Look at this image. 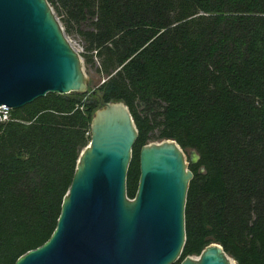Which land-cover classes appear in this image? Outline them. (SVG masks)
Masks as SVG:
<instances>
[{
	"label": "trees",
	"instance_id": "obj_1",
	"mask_svg": "<svg viewBox=\"0 0 264 264\" xmlns=\"http://www.w3.org/2000/svg\"><path fill=\"white\" fill-rule=\"evenodd\" d=\"M104 81L47 93L0 121V264L54 231L94 111L122 101L139 151L173 139L199 159L186 193V256L219 243L236 264H264V0H47ZM202 167V171L199 169Z\"/></svg>",
	"mask_w": 264,
	"mask_h": 264
},
{
	"label": "water",
	"instance_id": "obj_2",
	"mask_svg": "<svg viewBox=\"0 0 264 264\" xmlns=\"http://www.w3.org/2000/svg\"><path fill=\"white\" fill-rule=\"evenodd\" d=\"M88 87L81 55L47 0H0V106L17 109L47 93H85ZM136 138L128 106L102 102L54 231L14 264H172L180 258L189 164L199 155L173 139L143 145L130 198L126 177ZM230 261L236 264L219 243H210L180 264Z\"/></svg>",
	"mask_w": 264,
	"mask_h": 264
},
{
	"label": "rangeland",
	"instance_id": "obj_3",
	"mask_svg": "<svg viewBox=\"0 0 264 264\" xmlns=\"http://www.w3.org/2000/svg\"><path fill=\"white\" fill-rule=\"evenodd\" d=\"M54 11V10H53ZM55 13V12H54ZM56 15V14H55ZM57 17V15H56ZM58 18V17H57ZM59 20V18H58ZM62 26V25H61ZM63 28V27H62ZM64 30V29H63ZM65 33V32H64ZM66 38L68 39L70 45L78 52V53H83L85 44L82 40V38L74 31L73 34H68L65 33ZM82 62H83V69L86 74V77L89 79V88H96L103 80L104 77L103 75L95 72L94 68L92 66H88L85 62L83 57ZM152 142H160V141H151ZM191 257H198V255H192Z\"/></svg>",
	"mask_w": 264,
	"mask_h": 264
},
{
	"label": "built area",
	"instance_id": "obj_4",
	"mask_svg": "<svg viewBox=\"0 0 264 264\" xmlns=\"http://www.w3.org/2000/svg\"><path fill=\"white\" fill-rule=\"evenodd\" d=\"M10 108L2 105L0 106V121H6L10 117Z\"/></svg>",
	"mask_w": 264,
	"mask_h": 264
},
{
	"label": "bare ground",
	"instance_id": "obj_5",
	"mask_svg": "<svg viewBox=\"0 0 264 264\" xmlns=\"http://www.w3.org/2000/svg\"><path fill=\"white\" fill-rule=\"evenodd\" d=\"M230 264H235L233 261H230Z\"/></svg>",
	"mask_w": 264,
	"mask_h": 264
}]
</instances>
